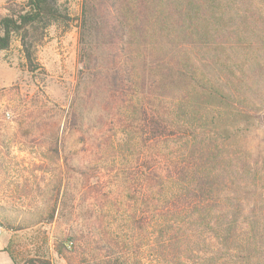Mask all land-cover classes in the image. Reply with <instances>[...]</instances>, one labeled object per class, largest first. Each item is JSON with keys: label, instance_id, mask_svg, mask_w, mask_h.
Segmentation results:
<instances>
[{"label": "trees", "instance_id": "trees-1", "mask_svg": "<svg viewBox=\"0 0 264 264\" xmlns=\"http://www.w3.org/2000/svg\"><path fill=\"white\" fill-rule=\"evenodd\" d=\"M253 1L81 0L77 86L46 149L59 176L36 221L0 220L14 264H264L261 169L224 154L264 127V35L241 31ZM56 17L51 0L9 4L0 50L18 36L34 73L29 31Z\"/></svg>", "mask_w": 264, "mask_h": 264}, {"label": "rangeland", "instance_id": "rangeland-1", "mask_svg": "<svg viewBox=\"0 0 264 264\" xmlns=\"http://www.w3.org/2000/svg\"><path fill=\"white\" fill-rule=\"evenodd\" d=\"M26 1L0 0V12L4 13L11 3ZM51 3L56 19L34 25L27 39L36 66L34 73L28 71L18 36L7 50H0V220L5 218L13 223L27 224L39 218L46 192L59 176V164L47 155L46 149L52 146L54 134L60 136L64 132L68 106L78 81L81 0H51ZM253 4L245 6L246 21L241 26L244 39L249 40L264 35V0H255ZM258 75L263 87L264 74ZM234 133L225 142L228 145L225 156L233 159L237 171L245 157L255 162L264 179V127L244 125ZM123 138V134H118L115 141L122 142ZM30 207L36 209L34 218L18 217L21 210ZM117 224H123L121 217ZM2 232L9 238L13 236L6 230ZM5 239L2 234L0 242ZM203 240L207 242L208 238L201 236L198 241ZM197 258L195 252L184 255L182 261L195 263ZM51 259L53 264H60L52 252ZM147 263L166 264L153 257H148Z\"/></svg>", "mask_w": 264, "mask_h": 264}, {"label": "crops", "instance_id": "crops-1", "mask_svg": "<svg viewBox=\"0 0 264 264\" xmlns=\"http://www.w3.org/2000/svg\"><path fill=\"white\" fill-rule=\"evenodd\" d=\"M2 234L6 235V239L4 242H0V264H14L8 254L4 251L10 238L7 236L6 233L0 232V236Z\"/></svg>", "mask_w": 264, "mask_h": 264}, {"label": "built area", "instance_id": "built-area-1", "mask_svg": "<svg viewBox=\"0 0 264 264\" xmlns=\"http://www.w3.org/2000/svg\"><path fill=\"white\" fill-rule=\"evenodd\" d=\"M0 232H2V228H0Z\"/></svg>", "mask_w": 264, "mask_h": 264}]
</instances>
